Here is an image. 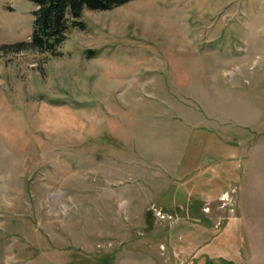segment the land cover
I'll return each mask as SVG.
<instances>
[{"label": "rangeland", "instance_id": "1", "mask_svg": "<svg viewBox=\"0 0 264 264\" xmlns=\"http://www.w3.org/2000/svg\"><path fill=\"white\" fill-rule=\"evenodd\" d=\"M34 11L0 0V264H264V0L86 10L54 53Z\"/></svg>", "mask_w": 264, "mask_h": 264}, {"label": "trees", "instance_id": "2", "mask_svg": "<svg viewBox=\"0 0 264 264\" xmlns=\"http://www.w3.org/2000/svg\"><path fill=\"white\" fill-rule=\"evenodd\" d=\"M133 0H31L35 7L30 47L56 52L71 28L84 29L81 18L86 10L108 11ZM21 43L17 47H22Z\"/></svg>", "mask_w": 264, "mask_h": 264}, {"label": "crops", "instance_id": "3", "mask_svg": "<svg viewBox=\"0 0 264 264\" xmlns=\"http://www.w3.org/2000/svg\"><path fill=\"white\" fill-rule=\"evenodd\" d=\"M205 256H209L210 258L214 259V260H219V259H228V261H234L233 259H238L240 256H243V253L238 252L236 255L229 257L227 255H223V254H219V255H213V254H204ZM197 257H194V261L196 260ZM241 259V257H240ZM235 262V261H234ZM192 263L194 264V262L192 261Z\"/></svg>", "mask_w": 264, "mask_h": 264}]
</instances>
